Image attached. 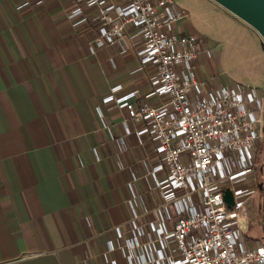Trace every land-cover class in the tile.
<instances>
[{
	"label": "built area",
	"instance_id": "2783aa9c",
	"mask_svg": "<svg viewBox=\"0 0 264 264\" xmlns=\"http://www.w3.org/2000/svg\"><path fill=\"white\" fill-rule=\"evenodd\" d=\"M71 1V38L92 32V52H132L149 85L144 93L117 86L97 108L99 146L130 173L132 220L128 237L116 228L96 264H116L114 251L128 264H264V243L248 234L250 204L264 186V93L214 80L207 41L177 32L186 14L173 0ZM14 6L36 18L47 12V0ZM121 111L126 118L112 125L106 114ZM92 248L87 242L84 264L98 259Z\"/></svg>",
	"mask_w": 264,
	"mask_h": 264
},
{
	"label": "crops",
	"instance_id": "0c3cea01",
	"mask_svg": "<svg viewBox=\"0 0 264 264\" xmlns=\"http://www.w3.org/2000/svg\"><path fill=\"white\" fill-rule=\"evenodd\" d=\"M14 1L0 0V264H84L91 241L96 264L132 220L130 173L99 146L97 108L117 86L149 85L132 52H92V32L71 38V0H47L39 18ZM185 17L177 32L198 37ZM106 117L115 125L126 113ZM108 259L128 264L116 251Z\"/></svg>",
	"mask_w": 264,
	"mask_h": 264
},
{
	"label": "rangeland",
	"instance_id": "374dc122",
	"mask_svg": "<svg viewBox=\"0 0 264 264\" xmlns=\"http://www.w3.org/2000/svg\"><path fill=\"white\" fill-rule=\"evenodd\" d=\"M173 2L186 13L182 22L186 30L206 39L213 55L208 67L214 80L224 84L238 83L264 93V48L258 33L206 0ZM201 71L207 72L205 68ZM258 153L264 164V136ZM257 164L260 166L258 160ZM249 210L248 234L264 243V186L253 197Z\"/></svg>",
	"mask_w": 264,
	"mask_h": 264
},
{
	"label": "water",
	"instance_id": "95a60500",
	"mask_svg": "<svg viewBox=\"0 0 264 264\" xmlns=\"http://www.w3.org/2000/svg\"><path fill=\"white\" fill-rule=\"evenodd\" d=\"M224 10L250 26L261 37L264 48V0H211ZM261 189V186H260ZM224 200L227 207L232 206L231 193L226 190Z\"/></svg>",
	"mask_w": 264,
	"mask_h": 264
},
{
	"label": "trees",
	"instance_id": "16d2710c",
	"mask_svg": "<svg viewBox=\"0 0 264 264\" xmlns=\"http://www.w3.org/2000/svg\"><path fill=\"white\" fill-rule=\"evenodd\" d=\"M259 153H260V152H259ZM259 153H258V161L260 162V166H262L263 163H262V161H261V158H259ZM260 190H262V188H261Z\"/></svg>",
	"mask_w": 264,
	"mask_h": 264
}]
</instances>
